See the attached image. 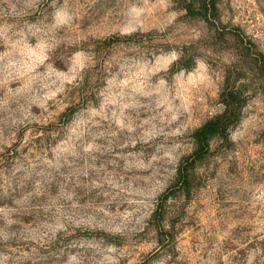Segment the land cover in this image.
I'll return each mask as SVG.
<instances>
[{
  "label": "rangeland",
  "instance_id": "rangeland-1",
  "mask_svg": "<svg viewBox=\"0 0 264 264\" xmlns=\"http://www.w3.org/2000/svg\"><path fill=\"white\" fill-rule=\"evenodd\" d=\"M0 264H264V0H0Z\"/></svg>",
  "mask_w": 264,
  "mask_h": 264
},
{
  "label": "trees",
  "instance_id": "trees-1",
  "mask_svg": "<svg viewBox=\"0 0 264 264\" xmlns=\"http://www.w3.org/2000/svg\"><path fill=\"white\" fill-rule=\"evenodd\" d=\"M214 7V6H213ZM208 5L203 1L201 15L203 10L207 11ZM205 13V12H204ZM223 104V111L214 117L210 118L204 125L198 128L194 134L193 139L195 143L194 157L201 159L204 157L210 148V142L215 137L224 136L228 133L239 120L238 110L243 105L242 91L235 86H227L223 89L221 94ZM196 160H194L196 162ZM183 171L179 170V175L182 177ZM187 180V177H183Z\"/></svg>",
  "mask_w": 264,
  "mask_h": 264
}]
</instances>
